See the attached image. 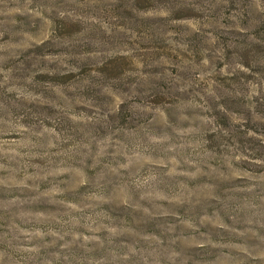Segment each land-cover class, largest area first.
Segmentation results:
<instances>
[{
    "label": "rangeland",
    "instance_id": "1",
    "mask_svg": "<svg viewBox=\"0 0 264 264\" xmlns=\"http://www.w3.org/2000/svg\"><path fill=\"white\" fill-rule=\"evenodd\" d=\"M0 264H264V0H0Z\"/></svg>",
    "mask_w": 264,
    "mask_h": 264
}]
</instances>
